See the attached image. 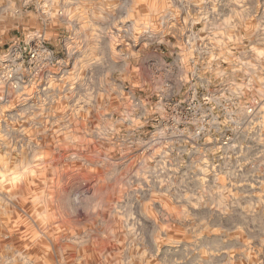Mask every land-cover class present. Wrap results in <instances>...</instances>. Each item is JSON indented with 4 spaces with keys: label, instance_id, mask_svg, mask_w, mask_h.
<instances>
[{
    "label": "clouds",
    "instance_id": "obj_1",
    "mask_svg": "<svg viewBox=\"0 0 264 264\" xmlns=\"http://www.w3.org/2000/svg\"><path fill=\"white\" fill-rule=\"evenodd\" d=\"M229 4L221 19L220 0H0V264H64L61 245L87 243L90 230L72 239L63 217L75 213L88 223L112 209L122 223L111 238L122 237L127 254L118 264H143L148 253L138 249L158 248L159 232L142 235L132 212L168 183L157 157L184 142L172 126L184 115L177 98L186 88L190 107L210 104L236 130L264 131V21L251 26L255 42L239 54L221 39L250 24L260 0ZM201 21L210 45L197 46L199 32L186 40L189 23ZM17 125L26 138H11ZM183 151L173 157L177 166ZM130 160L139 193L127 179ZM93 173L102 176L85 197L80 177ZM121 181L127 191L116 200Z\"/></svg>",
    "mask_w": 264,
    "mask_h": 264
},
{
    "label": "rangeland",
    "instance_id": "obj_2",
    "mask_svg": "<svg viewBox=\"0 0 264 264\" xmlns=\"http://www.w3.org/2000/svg\"><path fill=\"white\" fill-rule=\"evenodd\" d=\"M249 2L255 3L256 0ZM231 8L229 0H220L218 14L221 19L231 14ZM259 21H264V0H260L259 15L250 24L235 29L236 34L230 39V34L221 39L229 44L230 51L239 54L245 46L250 48L255 42L251 26ZM202 28V21L195 25L189 23L186 40L192 32H199L197 46L210 45L207 39L210 34L207 29L200 31ZM246 34L249 38L240 39L239 48L230 47L238 37ZM219 53L217 48L214 55ZM220 66L227 68V60L221 59ZM190 91L186 88L184 95L177 98L184 115L172 126L183 134L184 142L170 144L162 150V156L157 157L164 166L160 179L168 180V183H161L146 197H141L133 208L138 232L142 235L148 233L149 236L159 232L158 248L152 243L138 249L142 255L148 253L144 255L143 264H264V143L259 142L264 139V131L259 130V126L252 133L238 131L234 121L225 123L227 116L214 110L210 104L203 105L207 111L196 107L194 102L190 107V99L186 98ZM196 95L202 101L203 97L199 93ZM213 116L216 117L215 124L211 123ZM201 127H210L212 131L206 135L200 131ZM243 127H247V123ZM19 128L20 125H17V130L11 132V138H26V133ZM193 134H197L196 139H193ZM93 145L95 152L99 146L94 141ZM181 148L184 151L177 166L173 157ZM149 164L155 166L156 161H149ZM134 170V160H130L125 169L129 173L127 179L139 193L144 191V187H136L139 181L131 175ZM96 171L99 172L98 169ZM101 176L93 173L80 177L85 197L96 193V181ZM126 191L127 185L121 181L115 189L116 200H120L121 194ZM116 207L119 208L120 204L117 203ZM113 212L115 209L104 211L100 219L88 223L75 213L63 217L64 223L69 226L67 236L72 239H75L72 237L75 232L76 237L84 240L85 228L90 230L87 243L73 244L69 240L61 245L64 264H118L119 260L127 258L126 253L121 256L125 247L122 237L119 241L111 238L120 236L118 229L122 223L121 216H113ZM106 225L110 226V231ZM23 230L21 227V232ZM145 243L148 244V237ZM27 251L30 255L38 254L33 249ZM49 264L52 262L49 261ZM133 264L140 262L133 261Z\"/></svg>",
    "mask_w": 264,
    "mask_h": 264
}]
</instances>
